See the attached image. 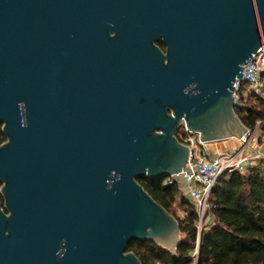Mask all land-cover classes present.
<instances>
[{"label": "water", "instance_id": "water-1", "mask_svg": "<svg viewBox=\"0 0 264 264\" xmlns=\"http://www.w3.org/2000/svg\"><path fill=\"white\" fill-rule=\"evenodd\" d=\"M51 1L66 11L68 92L91 83L93 48L97 101L69 104L62 131L34 127L28 110L23 126L12 47L0 48V264H142L128 252L135 241L174 251L179 221L139 180L193 174L183 124L207 145L248 132L235 83L264 45V0ZM161 39L166 54L154 46ZM34 137L42 152L77 160L72 204L44 199Z\"/></svg>", "mask_w": 264, "mask_h": 264}, {"label": "flooded vegetation", "instance_id": "flooded-vegetation-1", "mask_svg": "<svg viewBox=\"0 0 264 264\" xmlns=\"http://www.w3.org/2000/svg\"><path fill=\"white\" fill-rule=\"evenodd\" d=\"M115 36L111 32V37ZM6 46L12 47L14 75L24 95L19 103L23 126L29 124L27 110L34 127L59 125L62 131L69 104L95 109L93 48L85 75L91 77V83L84 85L81 81L82 86L75 93L68 92L67 25L62 1L58 9L51 0H0V48ZM154 46L167 53L163 39L154 42ZM0 128L3 132L2 123ZM38 141L33 138L32 166L34 173L48 176L44 199L57 208L72 204L74 191L68 180L73 172L78 173L77 160L74 162L72 155L62 151L42 152Z\"/></svg>", "mask_w": 264, "mask_h": 264}, {"label": "trees", "instance_id": "trees-1", "mask_svg": "<svg viewBox=\"0 0 264 264\" xmlns=\"http://www.w3.org/2000/svg\"><path fill=\"white\" fill-rule=\"evenodd\" d=\"M236 113L248 129L261 123L264 134V98L249 96ZM6 137L0 128V146ZM264 161L247 174L237 171L222 175L212 193L217 206L215 222L203 233L197 258V215L183 198L185 218L176 217L174 206L181 190L178 185L165 186L162 179H140L139 183L180 224L181 243L170 251L154 242L135 241L128 247L142 264H264Z\"/></svg>", "mask_w": 264, "mask_h": 264}, {"label": "built area", "instance_id": "built-area-1", "mask_svg": "<svg viewBox=\"0 0 264 264\" xmlns=\"http://www.w3.org/2000/svg\"><path fill=\"white\" fill-rule=\"evenodd\" d=\"M236 106H244L249 96L264 98V45L256 55L244 66L243 79L235 83ZM261 123L257 127L237 139L238 147L232 152H222L211 155L208 145L204 144L200 135L189 131L183 124L178 131V138L191 150L187 167L193 174L182 172L164 179L165 186L178 185L181 196L187 199L197 215L198 241L195 251L191 253L197 258L200 250L201 236L215 222L214 212L217 206L212 203V193L219 180L225 173L239 172L247 174L252 168L264 161V146L259 142L263 133ZM264 168V165H263Z\"/></svg>", "mask_w": 264, "mask_h": 264}, {"label": "crops", "instance_id": "crops-1", "mask_svg": "<svg viewBox=\"0 0 264 264\" xmlns=\"http://www.w3.org/2000/svg\"><path fill=\"white\" fill-rule=\"evenodd\" d=\"M261 145L264 146V143H261ZM237 147H238L237 139H229V140H224L220 142H215L213 144H209L208 150L211 153V155L215 156L222 152H232L236 150ZM262 152L264 154V149Z\"/></svg>", "mask_w": 264, "mask_h": 264}, {"label": "rangeland", "instance_id": "rangeland-1", "mask_svg": "<svg viewBox=\"0 0 264 264\" xmlns=\"http://www.w3.org/2000/svg\"><path fill=\"white\" fill-rule=\"evenodd\" d=\"M260 143H264V134L262 135V137L260 138L259 140ZM183 198L184 197H179L175 203V206H174V212H175V215L176 217L178 218H181V219H184L186 214H185V209L184 207L182 206V201H183Z\"/></svg>", "mask_w": 264, "mask_h": 264}]
</instances>
